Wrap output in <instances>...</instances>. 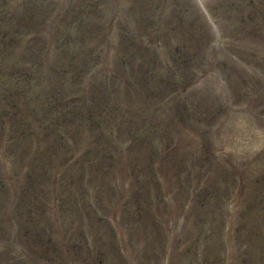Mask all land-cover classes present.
<instances>
[{
	"label": "rangeland",
	"instance_id": "374dc122",
	"mask_svg": "<svg viewBox=\"0 0 264 264\" xmlns=\"http://www.w3.org/2000/svg\"><path fill=\"white\" fill-rule=\"evenodd\" d=\"M263 237L264 0H0V264H264Z\"/></svg>",
	"mask_w": 264,
	"mask_h": 264
}]
</instances>
